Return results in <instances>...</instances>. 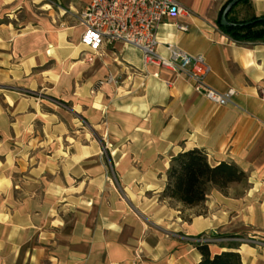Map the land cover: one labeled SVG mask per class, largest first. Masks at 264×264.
Masks as SVG:
<instances>
[{"label": "crops", "instance_id": "obj_1", "mask_svg": "<svg viewBox=\"0 0 264 264\" xmlns=\"http://www.w3.org/2000/svg\"><path fill=\"white\" fill-rule=\"evenodd\" d=\"M88 1L0 0V264H197L201 234L211 254L264 264V42L220 30L227 0H176L186 12L158 24V53L202 54L206 84L235 90L219 105L123 41L83 60ZM253 15L264 0L231 12ZM193 148L245 182L164 199L171 158Z\"/></svg>", "mask_w": 264, "mask_h": 264}, {"label": "built area", "instance_id": "obj_2", "mask_svg": "<svg viewBox=\"0 0 264 264\" xmlns=\"http://www.w3.org/2000/svg\"><path fill=\"white\" fill-rule=\"evenodd\" d=\"M186 12L176 0H89L78 14L83 26L80 42L91 53H97L104 42L123 41L138 47L144 65H156L186 72L193 80V88L215 104L230 103L235 90L217 91L205 82L210 71L202 54H189L175 45H168V55L157 52L156 28L167 16ZM178 29L186 30L184 25ZM111 79V78H110ZM214 241L203 236L199 243Z\"/></svg>", "mask_w": 264, "mask_h": 264}, {"label": "trees", "instance_id": "obj_3", "mask_svg": "<svg viewBox=\"0 0 264 264\" xmlns=\"http://www.w3.org/2000/svg\"><path fill=\"white\" fill-rule=\"evenodd\" d=\"M229 0L219 10L217 23L220 30L233 41L264 42V20L255 21L248 25L243 22L258 20L262 16H251L248 19H238L231 16L234 7L248 0L238 1L228 12L227 25H220L221 13ZM245 172L234 163L221 162L211 165L205 152L199 148L183 151L173 156L167 170V181L162 192L164 199H171L177 203L192 207L202 203L207 191L211 187L225 189L232 182H245ZM198 249L202 255L197 264H241L238 252L223 251L211 254L208 243H199Z\"/></svg>", "mask_w": 264, "mask_h": 264}, {"label": "rangeland", "instance_id": "obj_4", "mask_svg": "<svg viewBox=\"0 0 264 264\" xmlns=\"http://www.w3.org/2000/svg\"><path fill=\"white\" fill-rule=\"evenodd\" d=\"M77 45H79L80 47L79 48H81V51H80V53H79V55H80V57L83 59V60H85V61H89V60H91V58H93L95 55H96V53H91V52H88L82 45H80V43L79 42H77L76 43ZM101 81H110V77L109 76H107L106 78H104L103 80H101ZM36 91L38 92V93H44V91L45 90H43L42 88H38V89H36ZM203 236H204V234H202ZM200 236V235H199ZM205 237H207L206 235H205ZM207 238H209V237H207ZM209 239H211V238H209ZM228 240H230V239H228ZM261 240V242H264V240H262V239H260ZM234 241H238V242H243V239H239V240H234ZM213 241H211V242H208V244L209 243H212Z\"/></svg>", "mask_w": 264, "mask_h": 264}, {"label": "water", "instance_id": "obj_5", "mask_svg": "<svg viewBox=\"0 0 264 264\" xmlns=\"http://www.w3.org/2000/svg\"><path fill=\"white\" fill-rule=\"evenodd\" d=\"M240 0H229L227 2V4L225 5L221 16H220V25L224 26L227 25L229 23L228 19H227V14L229 12V10ZM259 20H264V17H260L258 18V20H253V21H247V22H243L241 23V25H248L250 23H254L255 21H259Z\"/></svg>", "mask_w": 264, "mask_h": 264}]
</instances>
